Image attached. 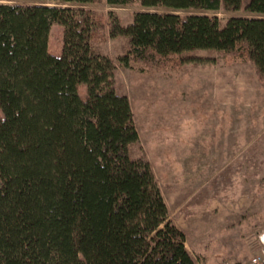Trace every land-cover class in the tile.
Returning <instances> with one entry per match:
<instances>
[{"label":"trees","instance_id":"1","mask_svg":"<svg viewBox=\"0 0 264 264\" xmlns=\"http://www.w3.org/2000/svg\"><path fill=\"white\" fill-rule=\"evenodd\" d=\"M1 1L0 264H198L150 161L132 153L130 99L95 47L105 20L83 7L100 0ZM106 1L141 9L128 25L109 15L110 37L126 38L122 63L211 50L264 77V0ZM219 11L232 15L224 25Z\"/></svg>","mask_w":264,"mask_h":264},{"label":"rangeland","instance_id":"2","mask_svg":"<svg viewBox=\"0 0 264 264\" xmlns=\"http://www.w3.org/2000/svg\"><path fill=\"white\" fill-rule=\"evenodd\" d=\"M83 7L105 20L95 47L114 61L116 89L130 99L140 136L132 153L150 161L188 250L198 264H251L256 256L264 264V77L253 62L211 50L185 63H122L126 38L110 37L109 15L128 25L141 9L106 0ZM215 15L222 25L232 17ZM62 43L55 23L50 52L60 55Z\"/></svg>","mask_w":264,"mask_h":264},{"label":"built area","instance_id":"3","mask_svg":"<svg viewBox=\"0 0 264 264\" xmlns=\"http://www.w3.org/2000/svg\"><path fill=\"white\" fill-rule=\"evenodd\" d=\"M260 240L264 244V233L261 235ZM260 260H261V257L260 256H256V257L253 258L251 264H261Z\"/></svg>","mask_w":264,"mask_h":264}]
</instances>
